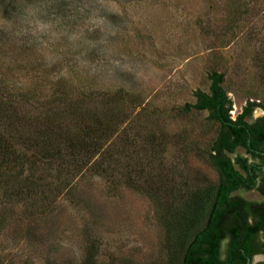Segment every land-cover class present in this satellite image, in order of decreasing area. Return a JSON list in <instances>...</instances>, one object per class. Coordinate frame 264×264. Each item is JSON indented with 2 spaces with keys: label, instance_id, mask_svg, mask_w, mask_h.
<instances>
[{
  "label": "rangeland",
  "instance_id": "1",
  "mask_svg": "<svg viewBox=\"0 0 264 264\" xmlns=\"http://www.w3.org/2000/svg\"><path fill=\"white\" fill-rule=\"evenodd\" d=\"M214 71L225 75L234 119L249 101L262 107L248 120L264 116V0H0V85L18 95L22 83L42 84L48 101L37 110L61 101L45 113L68 117L89 106L122 127L111 182L78 183L34 223L16 213L0 235L4 264H168L151 191L165 209L180 188L218 180L208 150L219 124L183 111ZM45 113L44 124L55 118Z\"/></svg>",
  "mask_w": 264,
  "mask_h": 264
},
{
  "label": "trees",
  "instance_id": "2",
  "mask_svg": "<svg viewBox=\"0 0 264 264\" xmlns=\"http://www.w3.org/2000/svg\"><path fill=\"white\" fill-rule=\"evenodd\" d=\"M209 79L210 90L198 91L196 103H188L183 111L208 112V119L219 124L208 150L218 180L198 189L180 188L178 196H170L173 201L165 209L161 206L165 197L159 190H152L151 197L162 212L168 264H255V256L264 255V116L253 122L248 119L255 108L262 106L249 101L234 119L233 102L223 87L225 75L214 71ZM3 83L0 235L18 221L16 213L26 222H37L55 210L60 197L73 194L84 180L101 176L111 182L115 170L111 164L112 139L122 128L101 118L89 106L68 117L54 109L45 113L61 106V101L37 110L48 101L42 84L22 83L17 95L14 85L9 89L8 82L1 80ZM44 113H54L55 118L44 124ZM239 149L246 154H239ZM149 154L150 162L155 163L157 152ZM146 174L152 178L150 170ZM125 175L132 180V174ZM249 191H257L263 200L241 194ZM1 252L0 264H4L10 257Z\"/></svg>",
  "mask_w": 264,
  "mask_h": 264
},
{
  "label": "water",
  "instance_id": "3",
  "mask_svg": "<svg viewBox=\"0 0 264 264\" xmlns=\"http://www.w3.org/2000/svg\"><path fill=\"white\" fill-rule=\"evenodd\" d=\"M256 257H264V255H257ZM256 257H255V258H256Z\"/></svg>",
  "mask_w": 264,
  "mask_h": 264
},
{
  "label": "flooded vegetation",
  "instance_id": "4",
  "mask_svg": "<svg viewBox=\"0 0 264 264\" xmlns=\"http://www.w3.org/2000/svg\"><path fill=\"white\" fill-rule=\"evenodd\" d=\"M256 257V256H255ZM255 259V258H254Z\"/></svg>",
  "mask_w": 264,
  "mask_h": 264
}]
</instances>
